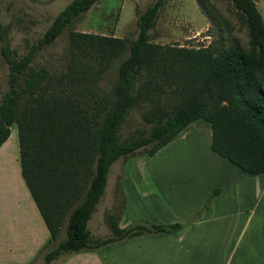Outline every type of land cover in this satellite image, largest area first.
Instances as JSON below:
<instances>
[{"label":"trees","instance_id":"16d2710c","mask_svg":"<svg viewBox=\"0 0 264 264\" xmlns=\"http://www.w3.org/2000/svg\"><path fill=\"white\" fill-rule=\"evenodd\" d=\"M96 1L71 0L35 48L21 56L0 27V58L8 70L0 99V146L15 125L20 176L48 231L47 243L57 240L67 218L65 239L45 253L42 264L63 253L96 251L139 235L179 232L178 223L120 228L115 211L103 214L107 238L93 237L87 225L117 160L140 152L152 157L196 121L209 124L212 152L248 175L264 174V22L255 0H231L247 25L248 51L151 42L165 0L135 11L134 39L70 31L75 55L107 62L121 58L110 96L89 112L62 90L75 76L66 75L64 83L52 87L46 71L32 70L31 63L37 50L51 45ZM135 107L149 128L121 138L126 115Z\"/></svg>","mask_w":264,"mask_h":264},{"label":"rangeland","instance_id":"374dc122","mask_svg":"<svg viewBox=\"0 0 264 264\" xmlns=\"http://www.w3.org/2000/svg\"><path fill=\"white\" fill-rule=\"evenodd\" d=\"M153 1L97 0L51 45L36 51L31 69H44L46 80L52 87L56 86V81L64 83L66 75L75 76L62 90L67 95H73L80 108L92 112L110 96L116 80L115 69L121 58L114 57L107 62L89 54L83 57L75 55L68 33L74 31L134 39L137 34L135 11L143 12ZM70 2L0 0V27L6 29L10 48L19 56L35 48L57 13ZM255 2L264 17V0ZM151 37V42L155 44L175 48L211 46L219 50L229 47L249 50L247 25L231 0H165ZM7 73V67L0 58V99L7 87ZM140 113V107L128 112L121 128V138L149 128ZM9 136L12 138L0 150V264H8L12 258L2 252L6 244L12 246L19 243L24 233L27 236L39 233V229H35L36 212L20 177L15 125L11 126ZM210 139L209 124L196 121L152 157L140 152L117 160L109 170L104 195L88 222L91 235L95 238L109 236L103 220V214L108 211H115L120 217L119 227L126 228L140 222L156 225L178 223L182 225L179 232H188L204 216L212 218L216 215L217 206L235 204L250 208L256 205L252 224L262 223L264 174L247 175L218 157L210 151ZM8 151L10 154L6 155ZM26 197L31 204L28 205ZM66 219L65 216L57 240L46 243L36 253L24 252L23 264L43 263L45 253L65 239ZM44 239L47 240V233ZM83 252L87 251L63 253L51 264H69L71 259L78 264L80 259L77 257Z\"/></svg>","mask_w":264,"mask_h":264},{"label":"crops","instance_id":"0c3cea01","mask_svg":"<svg viewBox=\"0 0 264 264\" xmlns=\"http://www.w3.org/2000/svg\"><path fill=\"white\" fill-rule=\"evenodd\" d=\"M261 17L264 22V17L262 15ZM11 138L12 136H9L7 141L0 146V150ZM210 151L212 152L211 149ZM9 154L8 151L6 155ZM29 200V197H26L28 205L31 204ZM32 204L37 218L35 229H39V233L35 236L32 234L27 236L24 233L19 243L12 246L6 244L5 250L2 252H5V255L12 256L8 264H23L24 252H27V250L31 254L38 252L39 249H43L49 239L48 231L33 201ZM255 206L250 208L235 204L217 206L214 211V213H217L216 215L212 218L204 216L188 232L157 236H135L122 244H117L100 252H83L77 257L80 259L77 263L240 264V262H244L245 264H264V221L252 224ZM224 212L229 214L224 215ZM120 228L124 227L121 226ZM45 233H47L46 241L44 239ZM249 261H253V263ZM65 264H68V262ZM69 264H74L72 259Z\"/></svg>","mask_w":264,"mask_h":264}]
</instances>
